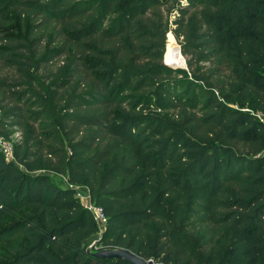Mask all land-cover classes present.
<instances>
[{"label": "trees", "instance_id": "16d2710c", "mask_svg": "<svg viewBox=\"0 0 264 264\" xmlns=\"http://www.w3.org/2000/svg\"><path fill=\"white\" fill-rule=\"evenodd\" d=\"M1 68L0 264H131L72 185L98 249L264 264V0H0Z\"/></svg>", "mask_w": 264, "mask_h": 264}, {"label": "built area", "instance_id": "2783aa9c", "mask_svg": "<svg viewBox=\"0 0 264 264\" xmlns=\"http://www.w3.org/2000/svg\"><path fill=\"white\" fill-rule=\"evenodd\" d=\"M16 134H17L16 135L17 138L15 142L13 140H7V139H4L3 137H0V145L2 146L0 147L8 158L13 157L15 143L21 140V133L17 132ZM72 187L76 191L77 198L82 200L83 205L87 209H89V211L92 213L93 218L100 231L98 235L101 238L102 232L107 223V217H106L103 207L99 206L92 200L90 191L87 187L82 186V185H72ZM95 248L96 250H98L97 246Z\"/></svg>", "mask_w": 264, "mask_h": 264}, {"label": "water", "instance_id": "95a60500", "mask_svg": "<svg viewBox=\"0 0 264 264\" xmlns=\"http://www.w3.org/2000/svg\"><path fill=\"white\" fill-rule=\"evenodd\" d=\"M180 50H181V46H180ZM165 63L170 65L168 62H165ZM181 68H187V66L181 67ZM87 251L93 255H96V256L102 257V258L117 259V260L124 259V260L130 262L131 264H163L161 262H156L153 259H146V258L134 253L133 251H131L129 249L121 248V247L101 248V249H98V250L93 252V245H90L87 248Z\"/></svg>", "mask_w": 264, "mask_h": 264}, {"label": "rangeland", "instance_id": "374dc122", "mask_svg": "<svg viewBox=\"0 0 264 264\" xmlns=\"http://www.w3.org/2000/svg\"><path fill=\"white\" fill-rule=\"evenodd\" d=\"M19 23V25H21V23L20 22H18ZM37 35H38V32H37ZM168 37H169V35H168ZM169 39V38H168ZM180 46V45H179ZM183 54V53H182ZM183 57H184V63H185V65L184 66H175L174 68H181V67H185V66H187V58H186V56H184L183 55ZM164 62H167L166 61V54H165V58H164ZM55 69V68H54ZM0 73L2 74V76H5V77H7V78H9V79H11L12 78V76H13V71H11V70H6V69H0ZM264 118V117H263ZM17 133V132H16ZM14 134L13 136H12V138L10 139V140H13L14 142L16 141V138H17V134ZM17 143V142H16ZM1 146V145H0ZM2 147V146H1ZM55 180H56V182H58L59 184H61V185H68L69 186V184H68V181H67V177H65L64 175H59V176H55ZM77 197V196H76ZM82 201V200H81ZM99 238H100V236L99 235H97L96 237H94V238H92V240H90V242H89V245H88V247L90 246V245H93V248H95L96 246H97V244H98V241H99ZM96 249V248H95ZM3 252H5V248H4V243H0V255H1V253H3ZM1 258V257H0Z\"/></svg>", "mask_w": 264, "mask_h": 264}, {"label": "bare ground", "instance_id": "6f19581e", "mask_svg": "<svg viewBox=\"0 0 264 264\" xmlns=\"http://www.w3.org/2000/svg\"><path fill=\"white\" fill-rule=\"evenodd\" d=\"M168 39V48L166 52V61L173 67L175 66H184V57L182 51L180 50V46L176 41L173 33H169Z\"/></svg>", "mask_w": 264, "mask_h": 264}]
</instances>
